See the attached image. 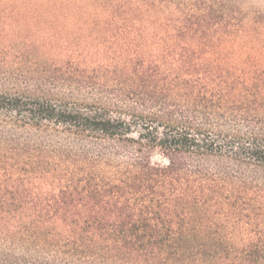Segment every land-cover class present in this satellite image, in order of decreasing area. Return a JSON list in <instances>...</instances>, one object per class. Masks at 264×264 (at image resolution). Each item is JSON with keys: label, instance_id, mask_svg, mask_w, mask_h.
<instances>
[{"label": "trees", "instance_id": "obj_1", "mask_svg": "<svg viewBox=\"0 0 264 264\" xmlns=\"http://www.w3.org/2000/svg\"><path fill=\"white\" fill-rule=\"evenodd\" d=\"M9 1L78 32L45 36L49 79L0 82V264H264V75L214 49H264V9Z\"/></svg>", "mask_w": 264, "mask_h": 264}, {"label": "rangeland", "instance_id": "obj_2", "mask_svg": "<svg viewBox=\"0 0 264 264\" xmlns=\"http://www.w3.org/2000/svg\"><path fill=\"white\" fill-rule=\"evenodd\" d=\"M252 1L255 6L264 9V0ZM9 2L14 3L15 1L11 0ZM32 6L31 9L34 10V5L32 4ZM21 7L22 4L20 3L12 4V6H0V11L3 10L0 13V82H2L4 74L9 76V73L17 74L27 71L35 76L49 79L51 74L46 73V69H53L58 65L61 56L57 55L58 51L56 50H45L43 47L45 36L54 33L78 32L76 28L63 27L61 24L58 26L56 24L52 28L45 18L35 20L31 17L32 10L31 12H23L22 10L21 14L17 13ZM235 40L214 47L215 50H220L219 56L221 59L226 62L237 61L239 68H245L246 70L259 68V71H263L264 75V49H260L258 44L250 43L249 47H253L254 50H244L237 38ZM262 42H264V37H262ZM22 141H25V139L22 138ZM30 141L31 145L36 142L34 139ZM52 143L54 148L60 147L59 141ZM11 145V135L0 128V155L11 154L12 152L9 150ZM152 160L157 163H167L159 150L153 153ZM0 164H2L1 160ZM260 176L264 177V170L260 172ZM9 194V190L0 188V196H9Z\"/></svg>", "mask_w": 264, "mask_h": 264}]
</instances>
